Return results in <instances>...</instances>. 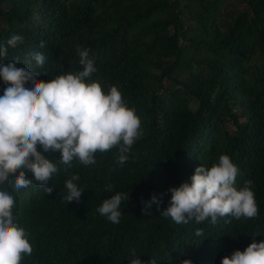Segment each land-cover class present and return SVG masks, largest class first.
<instances>
[{
	"label": "trees",
	"instance_id": "trees-1",
	"mask_svg": "<svg viewBox=\"0 0 264 264\" xmlns=\"http://www.w3.org/2000/svg\"><path fill=\"white\" fill-rule=\"evenodd\" d=\"M13 35L23 37L15 48L6 44ZM0 44L8 49L0 63L14 61L44 82L82 71L77 48L90 50L97 72L85 82L105 94L116 86L141 122L123 166L118 146L98 151L91 165L74 158L71 167L38 146L58 168L52 194L31 174L26 189H15V177L0 184L33 248L21 264H129L133 252L143 264H222L253 238L264 241V0H0ZM37 52L43 66L32 59ZM5 87L0 78V95ZM220 155L239 169L237 190L253 181L255 218L176 224L155 203L151 216L142 214L153 196L166 209L169 189ZM73 175L84 193L68 204ZM118 192L129 199L113 224L97 208Z\"/></svg>",
	"mask_w": 264,
	"mask_h": 264
},
{
	"label": "clouds",
	"instance_id": "clouds-1",
	"mask_svg": "<svg viewBox=\"0 0 264 264\" xmlns=\"http://www.w3.org/2000/svg\"><path fill=\"white\" fill-rule=\"evenodd\" d=\"M23 37L13 35L6 41L15 48ZM7 47L0 44V57L7 55ZM87 49L77 48L79 64L83 70L76 74H61L44 82L37 79L36 72L18 67L16 62L0 63V78L6 85L0 95V184L15 177L16 190L26 189L32 184L29 174L43 190L51 195L53 188L47 187L53 174L58 172L56 163L44 153L60 152L59 163L71 167L78 159L83 165L95 163L94 156L119 147L118 164L123 166L129 159L132 145L140 135V119L135 111L126 107L122 94L112 86L105 94L98 82L86 83L97 72L95 62ZM32 59L43 66L46 57L34 53ZM31 83V86H27ZM17 172L19 173L18 175ZM239 169L228 155H220L218 163L210 168L198 166L190 177V183L171 188L169 206L161 210L162 199L156 196L149 202L142 201L143 215L151 216L155 203L161 217L171 218L176 224H200L218 218L232 217L240 220L255 218L258 206L252 190L253 181H245L243 188L235 187ZM78 175L65 182L68 204L79 203L84 189L78 187ZM111 185L105 191L112 190ZM129 199L126 193L118 192L105 199L97 212L113 224L120 222V206ZM14 196L0 190V264H21L24 255L30 256L33 248L27 233L16 222L13 214ZM225 223H230L225 220ZM203 229H196L195 236H203ZM129 264H143L136 253ZM150 264H155L151 259ZM181 264H193L190 259ZM222 264H264V241L253 242L244 251H235L224 257Z\"/></svg>",
	"mask_w": 264,
	"mask_h": 264
},
{
	"label": "rangeland",
	"instance_id": "rangeland-1",
	"mask_svg": "<svg viewBox=\"0 0 264 264\" xmlns=\"http://www.w3.org/2000/svg\"><path fill=\"white\" fill-rule=\"evenodd\" d=\"M186 43H188L187 41H182V44H186ZM195 108V105H191V109H194ZM229 129L230 130H232L233 131V129H232V127H229Z\"/></svg>",
	"mask_w": 264,
	"mask_h": 264
}]
</instances>
